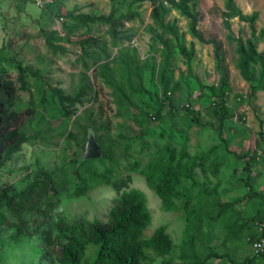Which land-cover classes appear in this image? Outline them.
Listing matches in <instances>:
<instances>
[{"label":"rangeland","instance_id":"obj_1","mask_svg":"<svg viewBox=\"0 0 264 264\" xmlns=\"http://www.w3.org/2000/svg\"><path fill=\"white\" fill-rule=\"evenodd\" d=\"M235 2L243 13L258 12L256 30L264 28V0ZM223 5L224 0H198L196 6L198 29L205 38L221 41L229 73L231 91L224 102L233 116L225 117L221 123L220 114L214 111L220 109L219 105H215L209 90V86L218 82L212 46L191 36L188 21L178 11L171 9L165 18L175 26V35H163L171 44L168 74L176 81V85L174 81L169 82L166 92L168 99L173 100L170 105L159 80L160 51H154L160 47L159 40L153 41L145 28L151 22L149 2L53 0L41 8L33 0H0V70L6 71L17 85L18 75L23 73L27 86L18 92L19 101L15 106L18 110L34 109L26 123L32 139L0 168V189L9 186V193L20 191L47 172L58 188L55 212L68 220L82 217L101 222L107 220L120 193L135 189L143 194L150 214L144 236L164 226L176 246V255L182 252L186 242L193 240L200 259L210 250L227 252L235 262L253 256L250 238L256 235L260 225H264V90L248 94L249 83L235 67L238 57L235 45L229 42L223 27ZM112 7L116 9V16L132 10L141 12L139 19L119 28L121 35L116 37L109 34L105 25L93 26L91 34L104 44L102 49L96 50L101 57L100 63L105 64L102 71L115 80V88L101 80L92 60L84 57L74 43L86 30L79 28L73 36L62 30V23L67 20L65 15L70 11L107 14ZM230 23L236 36L249 37L247 24L237 18L230 19ZM155 33L161 34V31ZM127 35H131L130 40H121ZM48 38L63 51L52 50L47 44ZM181 47L190 53L188 64ZM257 49H264V38ZM131 58L139 66L147 94L131 92L132 76L125 64ZM248 71L257 77V66H250ZM81 84L89 86L82 103L70 109L69 116H62L52 88L74 94ZM185 104L201 110L199 123L184 112ZM157 111L159 119H153ZM89 133L94 134L106 153L102 161L90 167L111 171L112 177L109 184L92 188L88 196L75 197L73 191L81 184L74 173L75 159H81L82 144ZM119 134L129 139H121ZM171 150L177 157L180 153L186 154L183 162H190L192 158L200 161L202 154L209 153L210 160L217 164L215 175L194 168V176L200 184L191 187V195L194 211L202 215L201 220L196 216L187 217L182 208L164 209L159 196L147 183L144 173L150 172L148 163L153 165L167 158ZM101 157L102 152L94 159ZM126 175L131 176L130 183L117 189L113 182ZM154 176L158 177V173ZM203 186H215L217 192L205 194ZM217 201H237L235 206L242 217L238 223L243 225L238 238L226 237L237 218L234 210L217 221L210 219L216 212ZM93 253L90 248L91 258ZM41 255L37 237L15 241L11 230L6 231L0 241V264H55L50 257L40 259ZM165 258L167 256L148 252L144 263L162 264ZM229 258L212 257L205 264H231Z\"/></svg>","mask_w":264,"mask_h":264},{"label":"trees","instance_id":"obj_2","mask_svg":"<svg viewBox=\"0 0 264 264\" xmlns=\"http://www.w3.org/2000/svg\"><path fill=\"white\" fill-rule=\"evenodd\" d=\"M132 2H149L151 9L149 12L150 23L146 25V31L151 34L153 41L159 40L160 47L154 51H160L159 80L162 83L164 98L170 105L173 100L166 95L169 89V82L174 81L171 74H168V58L171 48L169 38L163 35H175V26L166 21L167 13L173 9L178 11L188 21V31L192 37L202 43L212 46L214 69L218 75L216 85L209 86L215 105L220 109L214 110L220 114V122L223 123L225 117L233 116V112L226 106L224 99L230 93L229 73L225 64L224 50L221 41L214 38H205L198 29V12L196 6L198 0H132ZM116 9L113 7L109 13L101 14L93 12L91 14L68 12L65 15L66 21L62 23V30L66 35L73 36L79 28L86 31L74 43L80 48L82 55L92 60L93 66L98 69L101 80L109 87L115 88V80L106 72L102 71L105 64L100 63L101 57L96 50L102 49L100 38L91 34L93 26L96 24L108 27V32L112 37L121 35L119 28H123L126 22L139 19L141 12L138 10L127 11L125 14L115 15ZM223 27L227 30V39L234 43L235 52L238 55L235 67L240 75L249 83V95L257 91L264 90V49L258 50L257 45L264 38V28L256 30L255 21L258 12L250 14L243 13L235 0H224ZM237 18L249 27V37L243 39L242 36L235 35L231 29L230 19ZM160 30L161 34L155 33ZM131 35L122 37L121 40H130ZM47 44L54 51H63V48L54 43L50 38ZM180 51L186 64L190 60V53L184 47ZM129 74L132 76L131 92H142L147 94L144 87L137 62L131 58L125 61ZM257 66L258 73L255 78L249 71V67ZM87 67V66H86ZM15 80L6 71L0 70V168H2L11 157L18 153L22 145L28 143L32 137L28 135L26 129L27 120L32 115L34 109L27 108L18 110L16 103L19 101V91L25 90L27 82L21 72ZM176 85V81H174ZM89 90L87 84H81L74 94H67L58 87L52 88L53 98L57 101L62 116H69L70 109L82 103V98ZM186 114H189L194 122L199 123L198 116L201 110H194L192 105L185 104L182 107ZM71 111V112H70ZM222 112V114H221ZM160 112L153 115V119H159ZM163 135V132H160ZM121 139L129 137L119 134ZM264 137V134H263ZM97 140V139H96ZM85 143L82 144L84 148ZM100 159H75L77 166L74 173L81 181L73 191V196H88L92 188L109 184L112 177L111 171H98L90 166L94 162L102 161L106 153L102 150ZM209 153L200 156V161L192 158L190 162H183L186 154H177L171 150L167 158L160 159L151 165L148 163L150 172L144 173L147 183L152 191L160 198L162 207L166 210L182 208L187 217L196 216L198 220L202 215L194 211V198L191 195V187L198 186L199 180L195 178L194 168L199 167L202 173L209 172L215 175L217 164L210 160ZM132 167V166H131ZM158 173V177L154 176ZM131 181V176L126 175L113 182L118 188L126 187ZM205 194H214L217 187H202ZM11 187L3 186L0 189V241L6 231L12 230V237L15 241L22 238L40 239L42 248L41 258L44 260L50 257L55 264H145L148 252H154L159 256H167L162 264H205L209 258H229L227 252L210 250L200 259L197 252V244L193 240L186 242L180 254L175 253V244L165 231L164 226L156 228L151 235L144 236V231L150 223V214L146 209L145 199L138 190L123 191L114 200L110 208L107 220L87 221L84 218L68 220L61 214L55 212V205L59 201L58 188L53 176L43 172L41 176L34 178L24 189L9 193ZM237 201H217L216 212L210 219L217 221L222 215L230 210H234L237 218L230 226L227 238H238L243 225L238 221L242 218L240 211L236 209ZM254 234H251L253 236ZM255 236V235H254ZM253 236V237H254ZM253 237L250 238L252 241ZM93 248L94 253L91 258L88 250ZM178 258L176 259L175 256ZM231 264H263L264 257L253 255L240 262H235L231 258Z\"/></svg>","mask_w":264,"mask_h":264},{"label":"built area","instance_id":"obj_3","mask_svg":"<svg viewBox=\"0 0 264 264\" xmlns=\"http://www.w3.org/2000/svg\"><path fill=\"white\" fill-rule=\"evenodd\" d=\"M38 7H44L53 0H33ZM62 20V18H60ZM251 250L253 255L264 257V225H260L256 235L251 241ZM264 264V263H263Z\"/></svg>","mask_w":264,"mask_h":264},{"label":"water","instance_id":"obj_4","mask_svg":"<svg viewBox=\"0 0 264 264\" xmlns=\"http://www.w3.org/2000/svg\"><path fill=\"white\" fill-rule=\"evenodd\" d=\"M101 156V148L98 144L93 133L88 134L87 141L84 145L83 153L81 154V159H93L99 158Z\"/></svg>","mask_w":264,"mask_h":264}]
</instances>
